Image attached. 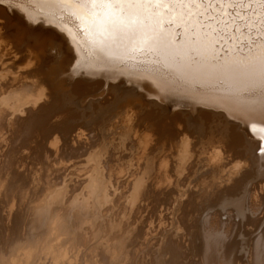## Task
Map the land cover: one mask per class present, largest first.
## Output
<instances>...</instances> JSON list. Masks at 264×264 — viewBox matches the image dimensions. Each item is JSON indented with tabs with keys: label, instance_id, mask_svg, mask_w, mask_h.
I'll list each match as a JSON object with an SVG mask.
<instances>
[{
	"label": "bare ground",
	"instance_id": "1",
	"mask_svg": "<svg viewBox=\"0 0 264 264\" xmlns=\"http://www.w3.org/2000/svg\"><path fill=\"white\" fill-rule=\"evenodd\" d=\"M8 1L14 2V0H8ZM17 6L18 9L22 11L24 15L26 14L30 20L31 19L36 20V18H39L46 23H52V24L54 23V25H56L61 31H63L64 34H66L63 35L64 38L66 40L69 39L71 41L72 43L71 45L72 47L74 46L73 49L76 51L75 55L77 54L76 57L81 59L77 67L84 68L87 71L93 73H95L96 71L97 72L111 71L116 74L123 73L126 75H137V76L145 77L155 82L160 88V83L158 80H156L154 77L142 71L143 68L146 66V63L151 64V66L153 67H158L160 65L152 64V61L148 60L143 55H139V54L132 55L127 51H125V48L129 43L127 40L121 42L119 39L113 40L109 38L105 40L103 43H96L90 40L88 36H80L78 35L77 31L76 33H74V29L73 30L71 29L73 27L72 25H70V23H72L71 21L68 23H62L55 19H51L50 13L53 7L51 5L17 4ZM64 7L71 8L73 6H64ZM65 19L68 20L69 18L66 16ZM76 22L79 23V21H75V23ZM149 23L154 24L155 21H149ZM180 31L181 30L179 28L176 29V33ZM172 38L176 42H179L182 39L181 36L176 35L175 33L172 34ZM100 39H101L100 37H96L97 41ZM38 40L40 41V39ZM1 46L2 45H0V97H4L6 99L0 100V175L7 178L8 184L13 186V191L10 197L0 198V212L4 213L3 215H0V243L3 244V248H0V256L8 259H15L17 261V264H30L27 257L23 253L20 254V257H17L16 253H12L11 258H9L8 254L17 242H22L23 240L29 237L30 233L33 232L34 228L36 227L35 212L37 208V202L40 199L39 194L42 190H47L49 193L53 191L60 192L65 198L64 201L65 203H67L69 199H74L75 201L80 203L81 208H86L88 209V211L82 215L76 216L71 221H69L71 230L73 232V235L69 240L71 242L72 248L68 249L67 252L64 251L57 252V250L61 248V245H63L65 241L61 240L59 243H56L55 242L56 238L54 237L52 241H49V243L52 245L53 252L51 253L50 256H46L42 258L41 264H243L245 259L247 260V261L245 260L246 261L245 263L248 262L247 264H264V230L262 232L263 234L253 237L251 241L249 240L250 238L248 239L250 242H252L250 246L248 242L246 243L247 238L245 239V236H247L249 233L247 235H244V232H246V230L249 231L248 227H252V225L254 226V224L259 225L258 224L259 221L262 220L261 215H260L261 220L257 219L258 214L256 212H260V211L262 212V209H264V201H262L260 197H258L257 199L255 195L254 196L255 199L257 200L260 199L258 201V203L260 202L259 207H256L258 206V203L254 204L255 203L254 201H253L254 203L251 201L250 207L248 205H243L241 208L238 209L230 208V207H221L222 201H224L225 199H229L230 196L235 192L233 189L236 180H234L233 177H232L233 179L226 177L225 179L223 178V176L222 179L220 177L223 182H221L219 186H217V184L219 183L214 179L213 182H215L216 184L215 186H217L216 189L214 191L212 190L210 195L209 192L205 191V194L207 192L209 195L206 196L212 199V201H213V197H215L216 201L214 203H216V205L211 204L210 206L208 205L210 204V202H208L207 204L208 208H206L208 209V212L204 217L203 214L200 218L196 217L195 211H196V206H198L197 205L198 202H193L195 199L191 200L192 197L196 198L194 197V195L190 196L191 194L190 195L188 194L191 197L190 198L191 201L190 200H188V202L180 201L178 204L180 208L179 206L174 205L177 206V208H179V209H175L176 210L175 212L172 211L173 210L172 208H174L173 206L174 203L172 205H170V203L168 204L170 205L169 207L170 209H172L171 211L173 213L172 212L167 213L168 211L170 212V209L167 210V212L164 210L166 213L160 211L161 208H163L162 207L163 204L161 203H159L161 204V206L159 205L160 207L159 210H157V212L155 207L150 208L152 209V212L149 209L148 206L150 205L149 203L152 201V199L155 200L154 198H150L151 196L155 198L159 197L160 195L165 197L162 194L167 192V194L170 195L176 191L175 189L176 187L177 189L178 187H180L179 189L181 188L183 189L182 185L184 183L182 184L181 181L177 179L179 177V173L181 170H183L184 168L186 170V171L184 170L185 180L188 178L187 175L190 174L192 176L193 171H187V170L192 168L194 169V167L197 166L193 162V156L195 155V153H193L194 155L192 156V151H194L193 146L195 147L197 145L194 144L191 147V145L194 142L191 145H189L187 141H183V138H181L182 136L181 134H183L184 132L182 131L183 132L182 133L181 130L184 128V125H189L191 129L194 126L198 127L199 121L196 122L193 119L185 121L186 120L185 119L184 121L187 123L180 125L178 121L179 132L177 131V133H174L171 131L172 129L169 130L168 128L169 127L168 122L170 120L167 118L168 121H165L167 120L166 118L164 120L163 119L164 117L163 118L162 116L159 117L158 116L159 112L158 115H156L158 116V118L153 116L154 117L153 119L152 115L149 116L150 115L148 114L149 112L146 113L149 110L148 107H146L147 111L143 113L144 114L146 113L148 115L145 114L146 118H144L145 119L144 120L141 114H136V115L131 114L132 116H129L128 113L125 112L126 110L125 107H123V112H121L123 116L118 117L119 121L118 122L115 121L116 124L110 123L111 125L108 128L100 123L90 122V124L87 123V127H89V129L87 130L85 129L86 128L85 127L84 130L83 128H78V126H76L77 127L76 128L74 124H71V122L68 123L69 120H66L67 123L65 125L62 124L64 128H62L63 126L62 127L60 126L61 128L59 127L58 128L61 130H58L57 124L61 123L59 121L68 118L67 117L68 114L66 115L68 106L66 105L64 106V104H66L70 99L67 101L65 100L67 98L66 97L64 100L65 102L66 101L67 102L64 104L62 103V100H57L58 98L55 99L58 96V92H60V88H62V86L64 88V85L56 87L54 91L51 92V93L54 92V94L45 95L47 90L50 91V89L47 88L46 86V80H48L49 76L50 77L52 76V73L49 74L48 73L49 70L47 71L46 67H44L42 63H39L41 65L37 63L38 66H36L35 68H31V70L27 68L28 70L27 71L24 68L25 71H22V69L18 68V65L17 67H15L16 63L14 64L8 62L11 60L13 62L14 59L8 60L7 59L8 57L6 58V55L3 54V50ZM72 47L70 48V51L72 50ZM84 49L85 51L88 50L89 53H85ZM41 51H43L42 48ZM33 52L36 53L37 51L36 52L33 51ZM33 52L32 50L30 51V53L32 54ZM40 52L37 53L39 54ZM53 52L55 53V51ZM11 53L12 52H10V54ZM43 53L45 54L44 51ZM43 53H40V55ZM32 54H30L29 60L32 59L31 57ZM75 55L73 53L72 55H70V57H67V59L64 62L65 65H68L69 67L71 63H73ZM39 57L41 58V56ZM109 57H111V59H109ZM40 58L38 59L37 62L41 60ZM152 59L153 60L156 59L155 55H153ZM76 60L78 59L76 58ZM165 63H167V61H165ZM162 71L164 72L165 75H168L169 73V69L162 68ZM171 78L174 80L173 86L177 89L175 95H184L183 94L184 88H190L194 90V92L196 93L207 92L208 82L189 75L187 69L173 68ZM49 81L55 83V79L53 78L50 79ZM9 82H11V87L4 88L3 85ZM202 84L205 85V88L203 89L201 88ZM221 87L226 88L227 85L226 84L221 85ZM30 94H33V97H35L36 95V97L35 98L31 96L29 97L28 95ZM160 94L163 98H170L175 96V95H166L161 92ZM66 95H64V97ZM199 98L201 99L200 96ZM206 100L211 101L212 103L217 105L219 104V107L225 110L224 113L217 114L212 118L216 120L215 122H213L215 125L216 123L220 125L219 127L216 126L220 130L218 132H223V134L226 135V137L229 135L228 137L230 139L229 140L230 142L228 141L226 143L227 140L226 141L224 140L226 144L223 145V147L225 148V152H227V149L229 151L228 154L226 153L227 156L228 155L231 156L232 152H236L237 154L238 148L240 147L246 148L247 150H256L259 147L260 142L257 139H254L252 133L249 131V127H248L249 118L243 112H241L240 110H238L237 108H235L234 106L223 100L210 99V98ZM71 101H69L70 102L69 106L70 105L77 106V104L79 103V102H75V100L73 99ZM134 102L136 101L134 100ZM146 105L144 104L142 107ZM137 108L140 109L139 107ZM151 108H153V106H151ZM60 112H63V114L60 115L59 114ZM163 113L165 112L163 111ZM208 113L209 111L206 114ZM125 114L126 116H124ZM167 115L168 114H166V116ZM53 117L57 118L56 123L55 121H52V123L54 122L53 123L54 125L50 123L51 122L50 120ZM200 117H204V115ZM179 119H181L180 116ZM45 121L47 122L50 121L49 123L52 126L48 124L50 126V127L48 126L49 129H47L46 124L44 123ZM172 122H174V119ZM43 123L45 124V126H43L44 125ZM92 124L95 125L91 126ZM41 127H46L45 129H47L46 130L47 132L46 131L43 132L42 131L43 128L41 130ZM190 128L189 130H191ZM127 129L128 132L125 131ZM57 131H60V133H64L65 136H69L70 138L67 140L64 139V141L61 140V136L60 138L58 137L56 138L57 135L55 136V134H57ZM124 131L125 133L121 134ZM252 132H255L257 136L264 135V130H262L260 126H257L256 128L252 129ZM110 133L114 135L112 139H114V137L117 135L119 139L117 137L116 138L118 139L119 142H121L124 139L126 140L128 139L127 142L129 143H126L128 144V146L125 147V149L122 151L120 156H117L118 154L116 155L117 152H115L118 146L116 147V145H113V142H111L112 144L110 143V141L112 140L109 139V137L112 136L110 135ZM224 138L225 137H223L222 140ZM217 139H218V135H217ZM32 142L35 144V145L32 144L34 145V147L30 146ZM208 143L206 142L205 145ZM212 143L210 145H212ZM168 145L170 147V151L171 152L174 151L175 156L177 155L176 156L177 159L173 158L174 156L173 157L171 156L173 159L177 160L176 163H169V160L167 159V157H169L168 155L165 158H161L159 156L160 154H158L159 151H157L156 149L157 146L160 148L162 147L163 149L165 147L167 148ZM19 146H21L22 150L26 148L28 152L29 151L32 152V151L29 150L27 147L29 148L31 147V149L33 147L32 150L34 151H35V147L39 148L41 151V153H39L40 154L39 156L41 157V160L43 158L44 163H48L47 161L52 160L53 159L52 157L54 156H55V160L56 159L59 160L60 158H62V156L65 157V159L73 158L75 156L77 157V155L80 154L82 155L85 152L86 153L95 152L96 149L98 150L100 148L103 151V152L100 151L102 155L101 154L99 155L101 161V165L99 169L101 170L99 171L100 172L98 174L99 176L93 173H91L92 175H89L90 172V169H88L90 167L89 163L86 164L87 167L89 165L88 168L84 167L80 172L78 171V169L76 170L78 173H80L79 177L80 175H83V173L85 175L88 174L86 179L89 181L88 183H86L87 185L84 191L81 194L79 193V196L81 195L82 197L80 196L81 197L80 198L79 196L76 195L77 197L80 198V199L77 198L76 200V196H74L73 192L78 191V188L80 187L77 185L79 181L76 180L77 178L74 179V182L70 181L69 184L67 182L66 187L64 186L65 185L64 183L63 185L65 187L64 189L57 184L61 188V190L56 189L55 188L56 186H54L53 184L49 185L50 183L49 180L53 179L51 177H48L49 175L47 174V172L50 171L47 172L45 171V173H43L41 168L36 169L39 170V172L34 170V168L27 169L28 166L25 164V158L27 156L26 157L22 156L23 153H20L22 152V150L20 151L18 149ZM124 146H126L125 143ZM203 147L206 148V146ZM16 148L18 150H15ZM26 149L24 150L25 152ZM204 149L202 148L203 152ZM158 150L160 149L158 148ZM208 151L211 152V155L209 153L210 158L215 159L214 155L217 156L216 152L213 155L212 149ZM18 152L22 155L20 156V154H17ZM37 153L35 154L37 155ZM204 154H207V152H205ZM223 155H220V161L224 160L225 156ZM83 156L84 155H82V157ZM97 157L98 156H96V158ZM93 158H95V156ZM85 159L86 158H84V161ZM33 160L37 161L35 159ZM90 161H94V159L91 160L90 158ZM51 162L53 163V161ZM85 163H87V161ZM256 164L258 166L254 174H249L248 171L246 172L247 169L246 170L241 169L242 168L241 163H240L241 167L240 168L237 167L236 169L237 171L235 173V177L237 175H241L242 177L255 175L257 176L256 178L254 177L256 180L258 178H262L255 185L249 186L246 191L259 192L260 190H264V175L262 174L264 172V163H256ZM91 165L95 166L94 163ZM232 165L234 166V164ZM232 165H230V167L227 165L226 166L227 168L228 167L232 168ZM35 166H36V162H35ZM35 166L32 165L31 167H35ZM68 166L70 165L68 164ZM93 166L91 168L92 170H94ZM199 167L202 168L203 166L202 167L199 166ZM202 171L204 173V170ZM228 171L230 170L228 169ZM219 172H217L218 175H220V173L222 174V172L220 173ZM198 173L199 175L196 176L197 180H199L200 178L201 182H204L209 179L208 176L206 177V175H204L202 172H197L196 174ZM68 174L69 173H67V175ZM205 174H207V172ZM214 174L215 176L217 175L216 172ZM62 176L64 177V175H60V173L55 172L54 180L61 179ZM217 176L216 178L219 177ZM210 177L211 179H213L214 175ZM48 178L50 179L48 180ZM97 178L101 180L99 183L98 181H96ZM65 179L67 181L68 178ZM185 180L182 182H185ZM186 182L185 185H187ZM208 182L209 181L206 182V185ZM198 183H200V181ZM211 188L213 189V187ZM189 191L188 193H190ZM184 192L182 191V193ZM178 194L180 196V193ZM195 195L197 194L195 193ZM147 197L150 198V202L147 203L148 205L145 203L142 204V201L143 202L146 201L141 199ZM170 197L174 198L176 196H170ZM159 198L157 199L159 200ZM160 199H162V197ZM174 199L176 200V198ZM177 199H179L178 196ZM184 199H182V201ZM164 200L166 199L164 198ZM160 201L163 203L162 200ZM200 201L202 202V200ZM203 202L205 203V201ZM203 202L201 203V205L203 204ZM10 203H11V211H9ZM165 204L167 203L165 202ZM157 206L158 205H156V208ZM166 206H164V208H166ZM204 208H202V210ZM148 209L150 211H148ZM204 212H206V210ZM197 213H199V211ZM190 216L191 217L194 216V217L192 219H188L191 218ZM193 225L195 226L196 229L191 227ZM190 227L192 228V230L195 229L193 233H191ZM259 228L262 227L259 226ZM251 229L252 228H250V230ZM240 230H243V232L241 231L242 232L240 234L241 236H238L240 237V240L239 239L237 240V236L234 235L235 233L237 235V232ZM213 232L222 233V237L219 239H213L212 238ZM72 249H75V255H76L75 259L72 258L73 256ZM88 249L90 251H88ZM65 256H67L68 258L65 259L64 258ZM85 256H87L88 258L85 259Z\"/></svg>",
	"mask_w": 264,
	"mask_h": 264
},
{
	"label": "snow or ice",
	"instance_id": "2",
	"mask_svg": "<svg viewBox=\"0 0 264 264\" xmlns=\"http://www.w3.org/2000/svg\"><path fill=\"white\" fill-rule=\"evenodd\" d=\"M17 4L51 5L50 18L62 23L72 22L80 36H88L96 43L111 38L129 43L125 51L132 55H143L152 64L143 72L160 83V91L175 95L177 89L171 78L172 69H187L189 75L207 81V92L196 93L184 88L186 98L223 100L249 118V131L259 143L258 154L264 158V135L257 136L252 129L260 126L264 130V0H14ZM3 3V0H0ZM64 6H73L67 8ZM167 6V7H165ZM69 19L66 20L65 17ZM47 18V17H46ZM74 18V19H73ZM79 21V23H75ZM149 21H155L154 24ZM181 31L176 33V29ZM175 33L182 37L179 42L172 38ZM100 37V40H96ZM3 41L0 40V44ZM155 55L156 59H152ZM111 59V57H109ZM167 61V63H165ZM6 67V65H5ZM162 68L169 69L165 75ZM227 85L226 88L221 85ZM10 88L11 82L3 85ZM205 88V85H201ZM219 94V95H217ZM6 99L0 97V100ZM10 118V117H9ZM235 163H239L236 161ZM3 187L0 198L10 197L13 186L0 175ZM35 212L36 227L29 237L17 242L8 256L16 253H32L34 259L42 260L53 252V220L64 212V221H71L80 211V203L65 198L58 191L40 192ZM254 195L264 201V190L253 193L241 190L234 198L225 199L221 207L241 208L251 206ZM70 209V211H69ZM11 211V203L9 204ZM0 212V215H3ZM63 234V228L56 229ZM222 233L213 232L219 239ZM56 242V241H55ZM0 248L3 244L0 243ZM72 248L66 240L61 248ZM19 250V251H17ZM75 259V249H72ZM65 259L68 257L65 256ZM88 257L85 256V259Z\"/></svg>",
	"mask_w": 264,
	"mask_h": 264
},
{
	"label": "rangeland",
	"instance_id": "3",
	"mask_svg": "<svg viewBox=\"0 0 264 264\" xmlns=\"http://www.w3.org/2000/svg\"><path fill=\"white\" fill-rule=\"evenodd\" d=\"M5 10H6V12H5ZM9 12V13H8ZM21 21V22H20ZM23 24V26H22V24ZM76 23H78V22H76ZM70 25H72L73 27L71 28L72 30L74 29V33H76V31H77V29L74 27V25H73V23H70ZM47 29V30H46ZM56 30V31H55ZM3 34H2V33ZM44 32V33H43ZM47 32V33H46ZM46 33V34H45ZM49 34V35H48ZM55 34V35H54ZM0 40H2L3 41V43L2 44H0V45H2L1 47H2V50H3V54H5L6 55V58L9 60H11V59H14L13 60V62H12V60L11 61H8V62H11V63H16L15 64V67H17V65H18V68L19 69H22V71H25L24 70V68L27 70V68L29 69V70H31V68H35L36 66H38V64L39 63H42L43 64V66L44 67H46V69H47V71H48V73L50 74V73H52V76L50 77L49 76V78H48V80H46V86H47V88H49L50 89V91L49 90H47V91H49V92H47L46 91V93H45V95H52V94H54V92L53 93H51L52 91H54V89L56 88V87H58V86H61V85H64V88H63V86H62V88H60V92H58V96L55 98V99H57V100H62V103L64 104V103H66L69 99V101H71L72 99L73 100H75V102H79L78 104H77V106L76 105H70L69 106V101L66 103V104H64V106L66 105V106H68V110H67V112H66V115H67V117L68 118H66V119H63L62 121H59V122H61V123H58L57 124V128L59 127V128H61L63 125H65L66 123H67V121L66 120H69L68 121V123H70L71 122V124H74L75 125V127L76 126H78V128H85V129H89V127H87V123H89L90 124V122L92 123V122H97V123H100V124H102L103 126H105V127H109L111 124H116V122H118L119 121V119H118V117H122L123 116V114L121 113V112H123V107H125V112L126 113H128V115L129 116H132V115H136V114H141L142 115V117H143V119L144 118H146L145 116L146 115H148V114H150L149 116H151L152 115V117L154 116V117H157L158 118V116L159 117H161L162 116V118L165 120V118L167 119H169L170 121L168 122L169 123V130L170 129H172L171 131L172 132H174V133H177V131L179 130L178 128V121H179V125L180 124H185V123H187V122H185V121H187V120H190V119H193L194 121H199V126L198 127H196V126H194L192 129L190 128V126L189 125H184V128L181 130V132L183 133V134H181L182 136H181V138H183V141H187V143L189 144V145H191L193 142V144L191 145V147L194 145V144H196L197 146H193V148H194V151H192V156L194 155L193 153H195V155L193 156V162L197 165V166H193L194 167V169L192 168V169H188L187 171H193V174H192V176H193V178H192V176L190 177L189 175H187V182H186V180H185V176H184V170H185V168L183 169V170H181L180 171V173H179V177L177 178L179 181H181V183L184 185H182V187H183V189H182V191L184 192V189H185V192L184 193H182V191H181V189H179L180 187H178V189H177V187L175 188L176 189V191L174 192V193H172V194H167V192L166 193H164V194H162V195H164L165 197H163V196H159L160 198L162 197V199H160L159 197H153V196H151L150 198H154L156 201L158 200L157 198H159V200L156 202L155 200H153L152 199V201L150 202V198L149 197H147V198H142L141 200H144V201H146V202H143L142 201V204L143 203H145V204H147V203H149L150 205H152V206H150V205H148L149 206V209L150 208H154L155 207V209H156V212H157V210H159V207L161 206V204H163L164 206H166V205H168L169 203H170V205H172L173 203V206L174 205H177V206H179L178 204H179V202L181 201V202H184V201H187L188 202V200H190V196H192V195H194V197H196V198H198V199H196V198H191V200H194L193 202H198L197 203V205L198 206H196V211H195V215H196V217L197 218H200L201 216H202V214H203V217L206 215V213L208 212V209H206V208H208V206H207V204H208V202H210V204H208V205H210L211 206V204L212 205H216V203H214L215 201H216V199H215V197H213V201H212V199H210L208 196L211 194V192H212V190L214 191L215 189H216V187L217 186H219L220 185V183L221 182H223L222 180H221V178H222V176H223V178H234V180H236V185L234 184V194L235 193H237V192H239V191H241L242 189L243 190H247L248 189V187L249 186H252V185H255L257 182H259L262 178H258L257 180L255 179L257 176H255V175H249V176H247V177H242L241 175H237L236 177H235V173H236V169H237V167L238 168H240L241 167V165H242V168L241 169H243V170H246V172L248 171V173L249 174H254V172L256 171V169H257V164L256 163H264V158H262L259 154H258V148L256 149V150H247L246 148H243V147H240V148H238V152H237V154H236V152H232V154H231V156L230 155H228L227 156V154H228V149H227V152H225V148L223 147V145L224 144H226L230 139H229V135L226 137V135H224L223 134V132H218V131H220L216 126H220V125H218L217 123H216V125L213 123V122H215L216 120L214 119V118H212V117H214V116H216L217 114H222V113H224L225 112V110L223 109V108H221V107H219V104L217 105V104H214V103H212L211 101H207L206 99H200L199 98V96H196L195 97V101H199V102H194V100H190V99H188V98H186V96L185 95H175V96H173V97H170V98H163L162 96H161V94H160V91H158V89H159V86L155 83V82H153L152 80H150V79H147V78H145V77H141V76H137V75H126V74H123V73H121V74H116V73H114V72H111V71H96L95 73H93V72H90V71H87L86 69H84V68H79V67H77V65L80 63V61H81V59L80 58H78V57H76L77 56V54L75 55V53H76V51L73 49V47H72V43H71V41L69 40V39H65L64 38V36L63 35H66V34H64L63 33V31H61L56 25H54V23L52 24V23H46V22H44L42 19H39V18H36V20H33V19H29L28 17H27V15L25 14L24 15V13L22 12V11H20L19 9H18V6H17V3H15V2H13V1H8V0H3V3H0ZM44 35H46V36H44ZM55 37H54V36ZM38 37V38H37ZM40 37V38H39ZM44 37H47V38H44ZM43 38V39H42ZM4 39V40H3ZM38 39H40V41L38 40ZM42 39V40H41ZM64 39H65V41H64ZM38 42H41V43H38ZM6 45H5V44ZM18 43V44H17ZM55 46V47H54ZM70 46V47H69ZM44 47V48H43ZM72 47V50L70 51V48ZM41 48H42V50L45 52V54L43 53V51H41ZM56 48V49H55ZM66 48V49H65ZM5 49H6V51H5ZM9 49V50H8ZM12 50V51H11ZM32 50V52L33 51H37V52H40V53H43V54H41L40 55V53L38 54L37 52L36 53H34L33 52V54L32 53H30V51ZM20 51V52H19ZM53 51H55V53L53 52ZM84 51H85V49H84ZM87 51V52H86ZM85 51V53H89L88 52V50H86ZM10 52H12L11 54H10ZM26 52V53H25ZM60 52V53H59ZM71 52H73L74 53V55H75V58H74V60H73V63H71V65L68 67V65H65V60L67 59V57H70V55H72L73 53H71ZM7 53V54H6ZM17 53V54H16ZM13 54V55H12ZM30 54H32V59H33V57H34V61L36 60V58H37V60L34 62L32 59L31 60H29V57H30ZM35 54V55H34ZM37 54V55H36ZM8 55V56H7ZM17 55V56H16ZM34 55V56H33ZM41 56V58L39 57V56ZM13 56H14V58H13ZM20 56V57H19ZM44 56V57H43ZM25 58V59H24ZM41 59V60H39V62H37L38 61V59ZM47 58V59H46ZM76 58L78 59V60H76ZM15 59H17V60H15ZM48 60V61H47ZM32 61V62H31ZM41 61V62H40ZM47 61V62H46ZM79 61V62H78ZM76 62H78V63H76ZM33 65H32V64ZM38 63V64H37ZM53 63V64H52ZM32 65V66H31ZM39 65H41V64H39ZM30 68H29V67ZM34 66V67H33ZM48 66H50V67H48ZM21 67V68H20ZM60 67V68H59ZM59 68V69H58ZM18 69V70H19ZM60 70V71H59ZM28 71V70H27ZM55 79V83L54 82H51V81H49L50 79ZM58 78V79H57ZM58 80V81H57ZM100 80V81H99ZM103 82H102V81ZM77 82H79V83H77ZM98 82V83H97ZM124 83V85H123V83ZM77 84H79V85H77ZM101 84V85H100ZM104 84V85H103ZM121 84V85H120ZM100 85V86H99ZM102 88V89H101ZM63 89H65V90H63ZM137 89V90H136ZM100 90V91H99ZM65 91V92H64ZM63 92V93H62ZM68 94H67V93ZM110 92V93H109ZM48 93V94H47ZM114 93H116V94H114ZM63 94V95H62ZM68 96H67V95ZM126 94V95H125ZM35 95V94H34ZM64 95H66L65 97H64ZM29 97L31 96V97H33V94H30V95H28ZM81 96V97H80ZM35 97H36V95H35ZM35 97H33V98H35ZM67 97V98H66ZM106 97V98H105ZM124 97V98H123ZM66 98V99H65ZM109 98V99H108ZM123 98V99H122ZM54 99V98H53ZM67 100L66 102H65V100ZM79 99H80V101H79ZM118 99V100H117ZM123 100V101H122ZM134 100L136 101V102H134ZM141 100V101H140ZM105 101V102H104ZM131 101V102H130ZM140 101V102H139ZM72 102V101H71ZM134 102V103H133ZM151 102H153V103H151ZM100 105H99V104ZM139 105H138V104ZM97 106H96V105ZM134 104H135V106H134ZM146 105V106H144V107H142L143 105ZM95 105V106H94ZM106 105V106H105ZM118 106V107H117ZM129 106V107H128ZM141 106V107H140ZM151 106H153V108H151ZM96 107V108H95ZM131 107V108H130ZM137 107H139L140 109H138ZM146 107H148V111H147V108ZM93 108V109H92ZM135 108H137V109H135ZM70 109V110H69ZM132 109V110H131ZM134 109H135V111H134ZM146 109V110H145ZM155 109H156V111H155ZM157 109H158V111H157ZM162 109V110H161ZM85 110V111H84ZM139 110V111H138ZM145 110V111H144ZM153 112H152V111ZM161 110V111H160ZM69 111V112H68ZM135 112V113H133V112ZM141 111V112H140ZM147 111V112H146ZM155 111V112H154ZM163 111L166 113V114H168L167 116H166V114L165 113H163ZM176 111V112H175ZM209 111V113L208 114H206L207 112ZM137 112V113H136ZM138 112H140V113H138ZM143 112H146V113H148V114H144ZM158 112H159V115H158ZM173 112V113H172ZM177 112H178V115H177ZM204 112V113H203ZM65 113V112H64ZM151 113H153V114H151ZM156 113V114H155ZM162 113V114H161ZM171 113V114H170ZM213 113V114H212ZM60 115L61 114H63V112H60L59 113ZM78 114V115H77ZM132 114V115H131ZM173 114V115H172ZM183 114H185V115H183ZM187 114V115H186ZM210 114H211V116H210ZM156 115H158V116H156ZM204 115V117H200V116H203ZM209 115V116H208ZM71 116V117H70ZM75 116V117H74ZM85 116V117H84ZM107 116V117H106ZM115 116V117H114ZM124 116H126V114L124 115ZM173 116V117H172ZM179 116L181 117V119H179ZM182 116H183V118H182ZM188 117V119H187V117ZM154 117H153V119H154ZM169 117H171V118H169ZM200 117V118H199ZM210 117V118H209ZM86 118V119H85ZM123 118H125V117H123ZM179 119V120H177V119ZM195 118H196V120H195ZM208 118V119H207ZM53 119H55V120H53ZM74 119V120H73ZM113 119V120H112ZM160 119V118H159ZM159 119H157V120H159ZM168 119L167 120H165V121H168ZM173 119H174V122H172L173 121ZM186 119V120H185ZM48 120H50V119H48ZM47 120V121H48ZM65 120V121H64ZM93 120V121H92ZM109 120V121H108ZM145 120V119H144ZM177 122H176V121ZM181 120H182V122H181ZM185 120V121H184ZM47 121H45L44 123L46 124V127H47V129H49L48 128V124H52V125H54L53 123H52V121H55V123H56V121H57V118H51V122L49 123V122H47ZM77 121V122H76ZM116 121V122H115ZM201 121V122H200ZM47 122V123H46ZM106 124H105V123ZM115 122V123H114ZM43 123V124H44ZM81 125H80V124ZM111 123V124H110ZM172 123V124H171ZM201 123H203V124H201ZM42 124V125H43ZM45 124L43 125V126H45ZM50 124V126H52ZM60 124V125H59ZM63 124V125H62ZM83 124H84V126H83ZM108 124V125H107ZM177 124V125H176ZM211 124H213V125H211ZM80 125V126H79ZM95 124H92L91 126H94ZM49 126V127H50ZM61 126V127H60ZM81 126H83V127H81ZM189 126V127H188ZM202 126V127H201ZM46 127H41V130H42V128H43V132L44 131H46L47 129H45ZM199 127H201V128H199ZM58 128V130H61V129H59ZM62 128H64V126L62 127ZM77 128V127H76ZM187 128V129H186ZM189 128L191 129V130H189ZM216 130H215V129ZM82 129V130H83ZM84 129V130H85ZM184 130H186V131H184ZM203 130V131H202ZM212 130V131H211ZM214 130H215V132H214ZM125 131H127L128 132V129L127 130H125ZM125 131L124 132H122L121 134H123V133H125ZM47 132V131H46ZM45 132V133H46ZM179 132V131H178ZM205 132V133H204ZM200 133V134H199ZM217 133V134H216ZM57 135V136H56ZM110 135H112V133H110ZM184 135V136H183ZM215 135V136H214ZM217 135H218V139H217ZM224 135V136H223ZM55 136H56V138L58 137V138H60V136H61V140L62 141H64V139L65 140H67V139H69L70 137L69 136H65V134L64 133H60V131H57V134H55ZM114 135H112V136H110L109 137V139H112V137H113ZM186 136V137H185ZM214 136V137H213ZM62 137H63V139H62ZM119 139V137L116 135L115 137H114V139H112L111 141H110V143L111 142H113V145H116V151L115 152H117L116 153V155L117 156H120L121 155V153H122V151L125 149V147H127L128 146V144H126V143H129V142H127L128 141V139L126 140V139H124V140H122L121 142H119L118 141V139ZM185 137V138H184ZM190 137V138H189ZM203 137V138H202ZM223 137H225L223 140H222V138ZM187 138V139H186ZM205 138V139H204ZM214 140H213V139ZM209 139H211V140H209ZM196 140V141H195ZM216 140V141H215ZM219 140V141H218ZM224 140L226 141V143L224 142ZM114 141H115V143H114ZM179 141H181V140H179ZM210 141H211V143H212V145H210L211 143H210ZM215 141V142H214ZM217 141H218V143H217ZM34 142V141H33ZM31 143V145L30 146H33L34 147V143ZM117 142V143H116ZM178 142V141H177ZM208 143V144H206L205 145V143ZM221 144H220V143ZM230 142V141H229ZM124 143H125V145L126 146H124ZM201 143V144H200ZM214 143H216V144H214ZM32 144H34V145H32ZM112 144V143H111ZM200 144V145H199ZM174 145V144H173ZM199 145V146H198ZM208 145V146H207ZM210 145V146H209ZM124 146V147H123ZM175 146V145H174ZM203 146H206V148L205 147H203ZM218 146V147H217ZM222 146V147H221ZM27 147V146H26ZM33 147H32V149H33ZM198 149H197V148ZM200 147V148H199ZM204 149V152H203V150H202V148ZM210 147H212V148H210ZM18 148V147H17ZM15 149V150H22V148H21V146H19V148L18 149ZM29 150H31L32 152H28L27 151V149H26V152L24 151V150H22V152H20V153H23V155L22 154H20L19 152L17 153V154H20V156L22 155L23 157H26L25 158V164L28 166L27 167V169L28 168H31V169H33L34 168V170H36V169H42V171H43V173H45V171L47 172V171H50V172H47V174L49 175H47L48 177H51V178H53V179H50V178H48V180H49V185L50 184H53L54 186H56L55 188L56 189H59V190H61V188L60 187H62L63 189L66 187V184H67V182H68V184H69V182L70 181H72V182H74V179H76L77 181H78V183H77V185L78 186H80L79 188H78V191H74L73 193H74V196H79V193L81 194L83 191H84V189H85V187H86V183H88L89 181L86 179V177H87V175H85L84 173H83V175H80V177H79V174L80 173H78L76 170L78 169V171L80 172L84 167H87V165L86 164H90V167H89V165H88V169H90V172H89V175H92L91 173H93V174H99L100 172V170L101 169H99L100 168V165H101V161H100V154H101V152L100 151H102L100 148L97 150L96 149V151L95 152H87V153H90V154H87L86 152L84 153V154H82V155H84L83 157H82V155L80 154V155H77V157L75 156V157H73V158H66L65 159V157H63L62 156V158H58L59 160H55V156L54 157H52L51 159L52 160H50V161H47L48 163L49 162H51V161H53V163L51 162V163H44V161H43V158H42V160H41V157L39 156L40 154L39 153H41V151H40V149L39 148H36L35 147V151L34 150H32L31 149V147L29 148V147H27ZM158 148L160 149V150H158ZM166 148V147H165ZM165 148H163L162 149V147L160 148V147H158L157 146V151H159L158 152V154H160L159 156L161 157V158H165V157H167V155L169 156V157H167V159L169 160V163H176L177 162V160H175V159H177V155L175 156V152L173 151V152H171L170 151V147H169V145H168V147L165 149ZM208 148H210V149H208ZM120 149V150H119ZM212 149V151H213V155L215 154V152H216V154H217V156L216 155H214V158L215 159H211L210 158V156H209V153H210V155H211V152H209L208 150H211ZM39 150V151H38ZM196 150V151H195ZM202 150V151H201ZM24 151V152H23ZM34 151V152H33ZM223 151V152H222ZM16 152V151H15ZM38 152V153H37ZM103 152V151H102ZM198 152H199V155H198ZM204 154L205 152H207V154H204L205 155V157H204V155L202 154V153ZM225 152V153H224ZM25 153V154H24ZM28 153H30V154H28ZM32 153V154H31ZM35 153H37V155L35 154ZM165 153V154H164ZM218 153H219V156H218ZM223 153H224V155H223ZM227 153V154H226ZM240 153V154H239ZM27 154V155H26ZM171 154V155H170ZM174 154V155H173ZM201 154V155H200ZM226 154V155H225ZM230 154V153H229ZM235 154H236V156H235ZM86 155V156H85ZM91 157H90V156ZM95 156V158H93L94 156ZM102 155V154H101ZM163 155V156H162ZM165 155V156H164ZM199 157H198V156ZM209 157H208V156ZM220 155H223V156H225V158H224V160L222 161H220ZM234 155V156H233ZM29 156V157H28ZM80 156V157H79ZM93 156V157H92ZM96 156H98L97 158H96ZM173 158H175V159H173ZM181 156H182V154H181ZM207 156V157H206ZM171 157V158H170ZM231 157V158H230ZM27 158H29V159H27ZM76 158V159H75ZM83 158V159H82ZM84 158H86L85 159V161H84ZM90 158H91V160L92 159H94V161H90ZM99 158V159H98ZM201 158V159H200ZM205 158V159H204ZM209 158V159H208ZM234 158V159H233ZM33 159H35V160H37V161H34ZM40 159V160H39ZM67 159H69V160H67ZM71 159V160H70ZM88 159V160H87ZM96 159V160H95ZM208 159V160H207ZM229 159V160H228ZM99 162H98V161ZM173 160V161H172ZM213 160V161H212ZM31 161V162H30ZM34 163H33V162ZM43 161V162H42ZM56 161H57V163H56ZM61 161H62V163H61ZM70 161V162H69ZM77 161V162H76ZM82 161V162H81ZM87 161V163H85ZM175 161V162H174ZM207 161V162H206ZM210 161V162H209ZM226 161H229V162H226ZM236 161H239V163H235ZM27 162V163H26ZM28 162H30V163H28ZM35 162H36V166H35ZM37 162H38V165H37ZM39 162H41V163H39ZM60 162V163H59ZM67 162V163H66ZM33 163V164H32ZM72 163V164H71ZM78 163V164H77ZM84 163V164H83ZM94 163V165L95 166H93V165H91V164H93ZM100 163V164H99ZM188 163V162H187ZM189 163H191V162H189ZM203 163V164H202ZM207 163V164H206ZM219 163V164H218ZM240 163H241V165H240ZM42 165V167H41V165ZM48 164V165H47ZM59 164V165H58ZM66 164V165H65ZM68 164L70 165V166H68ZM99 164V165H98ZM221 164V165H220ZM232 164H234V166H236V167H234ZM26 165H25V167H26ZM35 166V167H31V166ZM44 165V166H43ZM46 165V166H45ZM53 165H55V166H53ZM63 165V166H62ZM65 165V166H64ZM73 165V166H72ZM218 165V166H217ZM225 165V166H224ZM229 166L230 167V165H232V168H227V166ZM239 165V166H238ZM30 166V167H29ZM38 166H39V168H38ZM52 166V167H51ZM59 166V167H58ZM80 166V167H79ZM92 166H93V168H94V170H92L91 168H92ZM199 166H203L202 168H200ZM212 166V167H211ZM244 166V167H243ZM65 167H68V168H65ZM225 167V168H224ZM246 167V168H245ZM54 168V169H53ZM62 168V169H61ZM81 168V169H80ZM87 168H85V169H87ZM58 169V170H57ZM75 169V170H74ZM95 169H96V171H95ZM98 169V170H97ZM207 171H206V170ZM221 169V170H220ZM223 169V170H222ZM226 169V170H225ZM228 169L230 170V171H228ZM233 169V170H232ZM55 170H57V171H55ZM92 170V171H91ZM196 170H197V172H202L203 173V171L202 170H204V175H206V177L208 176V180L207 181H209L208 183H207V185H206V182L207 181H204V182H201V179L199 178V180H197L196 178V176H198L199 175V173L198 174H196L197 172H196ZM210 170V171H209ZM218 170V171H217ZM242 170V171H243ZM36 171H38L39 172V170H36ZM59 171V172H58ZM78 173H76V172ZM186 171V170H185ZM222 172V174L220 173V172ZM239 171H240V169H239ZM55 172L56 173H60V175H64V177L62 176V178L61 179H56V180H54V174H55ZM74 172V173H73ZM98 172V173H97ZM196 172V173H195ZM207 172V174H205ZM211 172V173H210ZM216 172V174H217V172H219L220 173V175H216L218 178H216V176H215V173ZM229 173V174H227V173ZM245 172V173H246ZM67 173H69L68 175H67ZM210 173V174H209ZM226 173V174H225ZM234 173V174H233ZM224 174V175H223ZM263 175H264V172L262 173ZM51 175V176H50ZM77 175V176H76ZM181 175V176H180ZM212 175H214V177H213V179H211V177L210 176H212ZM231 175V176H230ZM75 176V177H74ZM84 176V177H83ZM99 176V175H98ZM203 176V175H202ZM201 176V177H202ZM242 177V178H239V177ZM71 177V178H70ZM204 177V176H203ZM221 177V178H220ZM252 179H251V178ZM255 177V178H254ZM65 178H68L67 179V181H66V179ZM80 178V179H79ZM84 178V179H83ZM99 178V177H98ZM97 178V180L96 181H98V183L101 181V180H99ZM222 178V179H223ZM225 178V179H226ZM232 178V179H233ZM65 179V180H64ZM185 180V182H186V184L187 185H185V182H182V181H184ZM203 179V178H202ZM216 180L219 184H217V186H215L216 184H215V182H213V180ZM220 180V181H218V180ZM247 179V180H246ZM47 180V181H48ZM65 181V182H63V181ZM82 180H84V181H81ZM191 180V181H190ZM253 180V181H252ZM52 181V182H51ZM53 181H55V182H53ZM86 181V182H85ZM191 183H190V182ZM195 181V182H194ZM200 181V183H198ZM194 182V183H193ZM216 182V183H217ZM64 183H65V185H64ZM188 183H189V185H188ZM196 183V184H195ZM211 183V184H210ZM60 186H58V185ZM200 184V185H199ZM210 184V185H209ZM214 186H213V185ZM65 187H64V186ZM180 185V184H179ZM201 185H202V187H201ZM203 185H205V186H203ZM212 185V186H211ZM82 186V187H81ZM187 186V187H186ZM184 187H186V188H184ZM201 187V188H200ZM208 187V188H207ZM209 187H210V189H209ZM211 187H213V189L211 188ZM238 187H240V188H238ZM190 189V191H189V189ZM196 188V189H195ZM197 188H198V190H197ZM207 188V189H206ZM82 189V190H81ZM188 189V190H187ZM193 189V190H192ZM201 189V190H200ZM206 189V190H205ZM238 189H239V191H238ZM188 191L190 192V193H188ZM195 191V192H194ZM204 191V192H203ZM205 191H207V192H209V195H208V193L206 192V194H205ZM237 191V192H236ZM254 191H256V190H254ZM177 192V193H176ZM187 192V193H186ZM194 192V193H193ZM199 192H200V194H199ZM203 192V193H202ZM258 192V191H257ZM257 192H253V193H257ZM76 193V194H75ZM178 193H180V196H179V194ZM195 193L198 195H195ZM177 194V195H176ZM190 196H189V195ZM206 196V195H208V196H204V195ZM234 194H232L231 196H230V198H234ZM203 195V196H202ZM76 196V200H77V198H79V197H77ZM99 196H101V195H99ZM168 196V197H167ZM170 196H176V197H174V198H176V200L173 198V197H170ZM177 196L179 197V199H177ZM186 196H188V197H186ZM202 196V197H201ZM255 196V195H254ZM253 196V197H254ZM82 197V196H81ZM80 197V198H81ZM181 197V198H180ZM183 197V198H182ZM201 197V198H200ZM257 199H258V195H256L255 196ZM255 197L254 198H252V202L254 203V204H256V203H258V201L260 200H257V199H255ZM79 198V199H80ZM164 198L166 199V200H164ZM172 198V199H171ZM184 198H186V199H184ZM174 199V200H173ZM182 199H184L183 201H182ZM202 200V202L203 201H205V203L203 202V204L201 205V201L200 200ZM207 199V200H206ZM160 200H162L163 201V203L160 201ZM190 200V201H191ZM197 200V201H196ZM209 200V201H208ZM170 201V202H169ZM172 201H175V202H172ZM207 201V202H206ZM211 201H212V203H211ZM156 202V203H155ZM165 202L167 203V204H165ZM172 202V203H171ZM159 203H161V204H159ZM218 203V202H217ZM201 206H200V205ZM156 205H158L157 206V208H156ZM160 205V206H159ZM162 205V207L164 208V206ZM170 205H168V206H166V208H161V210L160 211H163V212H167V210H169L170 209ZM203 205H205V206H203ZM259 205H260V202L258 203V206H256V207H259ZM172 206V207H173ZM177 206H174V208H172V209H170V212L168 211L167 213H171L172 211L173 212H175L176 210L175 209H179L180 208V206H179V208H177ZM203 206V207H202ZM253 206H255V205H253ZM197 207H199V208H197ZM205 207V208H204ZM202 208H204L203 210H202ZM148 209V211H150L151 210V212H152V209H150L149 210ZM154 209V210H155ZM197 209H198V211H199V213H197L198 211H197ZM153 210V211H154ZM165 210V211H164ZM172 210V211H171ZM206 210V212H204ZM150 212V213H151ZM155 212V211H154ZM154 212H153V214H154ZM155 212V213H156ZM159 212V211H158ZM165 212V213H166ZM172 212V213H173ZM264 209H262V212L260 211V212H256L258 215V218L257 219H260V217H261V221H259V225H257V224H254V226L252 225V227H248V229H249V231L248 230H246V232H244V235H247L248 233V235L247 236H245V239L247 238V240H246V243L248 242L249 243V246H250V244H252V242H250L251 241V239L253 238V237H255V236H259V235H261V234H263L262 232H263V230H264ZM263 213V214H262ZM198 214V215H197ZM173 215V214H172ZM171 215V216H172ZM261 215V216H260ZM191 217V216H190ZM194 217V216H193ZM193 217H191V218H188V219H192ZM261 225H263V226H261ZM194 226V225H193ZM193 226H191L192 228H195V226L193 227ZM259 226L260 227H262V228H259ZM190 227V228H191ZM192 228H191V233H193V231L196 229H193L192 230ZM250 228H252L251 230H250ZM243 232V230H240V231H238L237 232V235H236V233H235V235L234 236H237V240L239 239L240 240V237H238V236H241L240 234ZM248 231V232H247ZM240 232V233H239ZM252 232H254V233H252ZM252 234H254V235H251ZM250 236V237H249ZM250 238V239H249ZM250 241H249V240ZM88 251H90L89 249H88ZM241 251V250H240ZM244 260V259H243ZM246 260V259H245ZM244 260V262H243V264L247 261H245ZM248 263V262H247ZM247 263H245V264H247Z\"/></svg>",
	"mask_w": 264,
	"mask_h": 264
},
{
	"label": "clouds",
	"instance_id": "4",
	"mask_svg": "<svg viewBox=\"0 0 264 264\" xmlns=\"http://www.w3.org/2000/svg\"><path fill=\"white\" fill-rule=\"evenodd\" d=\"M5 185L0 186V193H2L3 191V187H5ZM14 210V208H13ZM37 210V208H36ZM70 211V209H69ZM88 211V209L86 208H81L80 211L76 214V216L78 215H82L84 213H86ZM76 216H74L73 218H75ZM72 218V219H73ZM53 224H54V235L56 236V243H59L61 240L66 241V240H70V238L73 235V232L71 230L69 221H64V212L61 211L60 213L57 214V218L53 220ZM63 228V234H60L59 232L56 231V229L59 228ZM68 249L70 248H65L63 251L67 252ZM28 259V261L30 262V264H41V260L37 261L34 259V256L32 253H28L27 255H25ZM0 264H17V261L15 259H8V258H4L2 256H0Z\"/></svg>",
	"mask_w": 264,
	"mask_h": 264
}]
</instances>
